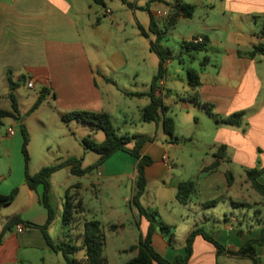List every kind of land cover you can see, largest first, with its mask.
Returning <instances> with one entry per match:
<instances>
[{"label": "crops", "instance_id": "1", "mask_svg": "<svg viewBox=\"0 0 264 264\" xmlns=\"http://www.w3.org/2000/svg\"><path fill=\"white\" fill-rule=\"evenodd\" d=\"M159 1L143 0L142 4L146 3L143 6L140 4L141 0H128L135 15V10L144 7L150 9L148 3H152L151 13L148 10L150 19L151 14L156 18L157 7L165 6L162 0L161 4ZM180 1L195 6L192 17L180 16L174 25V28H179L181 22L193 25L188 34L181 36L182 43L177 56L182 68H186L188 81L185 83L182 79L181 87H177L175 82L168 83L167 66L173 64V60L169 58L165 64L164 76L156 90V95L169 108L168 115L175 121V135L171 139L162 122L156 124L143 121L142 110L149 104V98L129 95L151 90L160 61L156 70H143L141 59L135 52L136 43H133L131 52L127 54L119 49L105 55L101 53L104 48L109 47L114 36L112 30L103 28L107 20L115 23L114 16L112 19L104 16L112 0H106L105 6L92 0H0V108L13 110L9 97L12 82L19 84L14 92L18 106L19 88L23 85L28 87L33 82L34 87L31 89L39 90L37 99L44 89L47 90L46 100L36 112L45 105L51 106L61 119L64 114L74 111L107 112L112 117L113 124L118 121L125 125L116 129L120 135L153 138L142 149V155L152 157L154 164L146 169L148 184L141 204L148 211H155L157 214L161 213V207H171L179 222L171 224L163 220V223L172 227H178L181 223L186 229L185 240L175 245L162 233L156 222L152 245L169 261L186 254V240L196 228L211 232L218 242L231 251H238L248 241L259 239L264 229L263 222L254 226V219L251 217V223H248L245 220L240 221L233 214L234 209L264 205V196L252 188L247 174L250 170L264 167V52L254 57L248 56L257 47L264 48V0H198L200 6L188 0ZM199 9L203 16L200 21L195 22ZM139 26L148 30L150 21H137L138 29ZM141 36L148 40L149 51L152 52L150 43L153 39L142 34ZM200 36L207 42V49L200 52L202 57H198V52L186 49L185 46V43ZM126 39L130 44L133 42L132 38H125V41ZM103 55L108 66L104 64ZM195 63H198L197 68L194 67ZM190 70H197L200 74L202 85L197 92L189 85ZM196 93L201 103L213 105L215 112L221 116L243 112L242 125L233 127L218 123L196 104ZM119 96L125 99L122 100L129 107L118 102ZM195 109L200 113L192 118L193 121L189 118L186 121H176L180 115L182 118L185 115L191 116ZM73 122H70L72 126L79 124ZM21 123L24 120L20 123L14 120L13 127L6 130L0 127V146L8 155L15 142L16 130L14 136H10L8 131L20 128ZM185 125H190L188 127L192 130L187 140L182 142L179 135H184ZM84 137L80 136V139ZM134 145L132 142L128 147L133 148ZM221 146L226 147V157L221 160L219 168L214 172L202 173L205 167L215 161L214 154ZM179 151L181 153L177 155ZM184 151H210L205 158L200 159L194 170H190L198 173V187L191 203L186 206L176 200L180 184L194 180L193 174H188L189 171L179 165L180 160L188 155ZM137 165L138 159L134 156L118 151L93 173L98 180L104 181L105 186L113 189H120L131 183V199L123 196L122 201L125 205L128 204L133 214L140 232L138 239L134 236L136 233L132 225L126 223V214H120L114 203L109 205L110 218L104 222L98 219L95 209L93 212L85 209L87 220H98L102 226L105 223L107 228L117 226L115 229L110 228V231L118 244L119 253H130L129 249L139 243L150 226L148 219L142 217L132 204L137 190ZM39 171L30 170L31 174ZM228 172L234 177L231 185L226 175ZM74 178L78 177L71 174L70 167H66L49 179L50 201L56 210V219L49 227L48 234L57 222L59 208L56 205L55 192L58 188L65 189L66 196L67 190L75 185L69 184ZM259 182L264 185V174L260 176ZM78 183L83 188V184ZM93 185L96 183L92 181L91 186ZM150 185H155L158 189L155 200L151 202L145 201ZM15 188L19 189L15 202L0 212V235L6 223L15 216L38 226L45 225L48 219L47 210L41 203L42 186L32 191L24 176L23 180L11 181L5 188H0V193L8 195ZM251 190H254V195ZM164 193L170 194L171 198L164 200ZM215 199L222 200L223 212L220 214L211 210L214 207L203 206ZM88 213L95 217H89ZM210 213L221 218L218 224ZM194 214L202 215L198 222H194ZM113 218L117 219L116 223ZM256 252L261 259L264 243L256 246ZM53 254L57 253L51 249L43 232L37 228H26L23 233H18L14 226L6 232L0 243V264H49L46 256L51 258ZM131 254L127 261L136 255L135 252ZM231 258L238 261L251 260L232 256L227 252L219 253L213 244L202 236H197L188 264H235ZM52 264H61V261L57 259Z\"/></svg>", "mask_w": 264, "mask_h": 264}, {"label": "trees", "instance_id": "2", "mask_svg": "<svg viewBox=\"0 0 264 264\" xmlns=\"http://www.w3.org/2000/svg\"><path fill=\"white\" fill-rule=\"evenodd\" d=\"M94 3L105 6L106 0H92ZM129 6L131 4L127 0H122ZM176 12L173 17L166 20L164 23V29L159 27L158 21L151 14L150 27L148 30L139 26L141 34L149 38L150 34L156 35V40L151 41V51L156 53L160 58L158 73L153 79L151 90L147 93H129L133 97H148L150 102L142 110V119L145 123H163L166 134L173 139L175 135V121L168 115L169 108L164 104L161 97L156 95V90L159 81L163 78L165 73V64L169 59L171 51L165 50L161 47L160 42L165 38V31L168 27L174 26L177 22V18L184 16L187 18L192 17L195 12V6L187 3H183L180 0L176 1ZM186 49L194 52H202L207 49V42L200 45H193L191 43H185ZM264 48L259 46L254 51L250 52L248 56L254 57L258 53H263ZM189 85L196 92L201 87L200 74L197 70H190L189 72ZM19 84L11 83L10 99L13 103V110L8 111L0 108V127L4 125V121L7 118H12L17 122H22L20 116L19 106L14 94ZM47 97V90H43L37 99L36 103L30 109L29 113L37 111L42 104L45 102ZM196 104L204 109L210 116H212L218 123L240 127L243 123L244 113L239 112L230 116H221L215 112L214 106L207 103H201L196 93L194 97ZM63 122L70 123L77 121L85 125H90L96 130H102L105 133V140L101 143L97 142L92 136L84 137L81 142L85 150L95 152L99 155V159L96 163L84 168L82 161L83 159L70 157L62 162L55 165L44 167L36 174H31L29 163L30 157L28 153L29 145V133L24 123L20 125V131L23 136L24 144L22 153L25 158V182L32 191H36L39 186L43 187V194L41 196V203L45 207L48 213V219L45 225L38 226L21 219L20 216H15L10 219L3 228L0 235V243L4 239L6 232L10 231L14 226L23 224L26 228H37L40 229L47 241V244L56 253H61L65 259L66 264H108L106 257L104 256V250L106 245V237L103 230L102 223L98 220H87L85 217V206L81 196L82 185L80 183L75 184L69 188L66 192L63 214H62V236L61 242L54 241L48 234V229L56 219V210L50 201V183L49 179L53 174L62 170L63 168L70 167L71 174L77 177H84L87 174H91L101 165H103L109 158H111L116 152L123 151L138 159L137 171V190L133 197L132 204L137 208L138 212L142 217H145L150 222L147 234L141 236L139 243L132 246L128 252L136 253V255L124 264H188L192 255L194 242L197 236H202L206 241L213 244L219 253L227 252L232 256L247 257L252 260L254 264H262L261 259L257 256L256 246L264 243V229L259 239H252L248 241L238 251H231L226 249L224 245L218 242L211 232L206 231L203 228L194 229L186 240V254L180 255L175 258L174 261H169L162 257L153 247V236L155 233L156 225V212L151 214L142 204L141 199L147 190V178L146 169L153 164V160L150 156L142 155L143 146L153 138H147L142 136H129L120 135L112 121V117L107 112H91V111H74L66 113L62 117ZM132 142L135 143L133 148H129L128 145ZM226 157V147H219L218 151L214 154L215 161L208 167L202 170V173L216 171L221 160ZM248 179L251 183L252 188L264 196V185L259 182L260 176L264 174L263 168H255L247 172ZM228 177L229 185L233 182V174L226 173ZM198 180H188L180 184L176 200L182 205H188L192 201V197L197 191ZM19 189L15 188L10 194L4 195L0 193V212L3 208L12 205L18 197ZM220 199H215L204 203L205 208H211L218 204ZM111 229L117 228L113 225ZM162 233L168 237L170 241H173L174 234L172 230L174 227L161 223L160 225Z\"/></svg>", "mask_w": 264, "mask_h": 264}, {"label": "rangeland", "instance_id": "3", "mask_svg": "<svg viewBox=\"0 0 264 264\" xmlns=\"http://www.w3.org/2000/svg\"><path fill=\"white\" fill-rule=\"evenodd\" d=\"M113 2H109V9L113 12V16L115 17V23L112 24L109 20L105 22V25L103 28L105 30H112L114 33L112 41L109 43V47L107 46L104 48L103 53L108 54L111 53L113 50H121L125 52L126 54L131 52L130 49L134 46L133 43H136V53L137 57H140L141 59V68L143 70H150V69H157L158 61H160V58L156 53H152L149 51V42L145 38H142L140 30L137 28V21L149 23L150 16L149 11L151 13V6L152 3H148V6H150V9H144L138 8L135 10L136 15L133 12V9H131L127 3H124L122 0H112ZM128 1V0H127ZM143 0H141L140 4H142ZM188 2H192L194 4H197L200 6V2L198 0H188ZM146 3H143V6ZM157 10H166L167 6H160L157 7ZM149 10V11H148ZM156 11V10H155ZM201 9L196 13L195 16V22L200 21V18L202 17ZM159 27L164 29V18L156 17ZM121 20V21H120ZM126 24V26H125ZM193 28L192 24L189 23H183L181 22L179 24V28H174V26L168 27V29L165 31V38L160 42V45L165 50H170L171 54L169 58L173 60L172 65H168V83H176L177 87H181L182 79L187 83L188 81V75L185 70L182 68L183 66L180 64L178 60V52H179V46L182 43L181 36L188 34V32ZM147 30V29H146ZM125 31V33H124ZM125 38H132L133 41L131 44L128 42L129 40L125 41ZM150 38L153 39V41L156 40V35L150 34ZM103 55V56H104ZM198 57H202V53H197ZM108 66L106 57L104 56L103 59ZM187 60V59H185ZM197 64L195 63L194 67L197 68ZM181 75V77H180ZM39 95L38 88L31 89L27 86H21L19 88V93L17 95L18 101H19V112L24 120L25 126L27 128V131L29 133L30 143L28 145V153L30 157V163L29 168L30 170H41L44 167L52 166L56 163L62 162L70 157L83 159L82 164L83 167L86 168L92 164H94L98 159L99 155L92 151H83L84 147L82 145L80 136L88 137L89 134L94 139L97 140V142L101 143L105 140V133L102 130H96L90 125H85L80 122H73V123H79L76 124L77 126H72L70 123H65L61 119L60 116L56 114V112L52 109L51 106L45 105L42 110L39 112L29 113L30 109L33 107V105L37 101V97ZM125 99L122 96L118 97V102H121L122 106L129 107L123 100ZM127 99V98H126ZM127 103H130L129 100H127ZM135 103V102H131ZM133 106V105H132ZM131 107V105H130ZM204 110V109H203ZM199 110L195 109L193 110L191 116H184L182 118V115L176 119V121L180 122L186 121V119L189 118L190 121H193L192 119L194 116L199 115ZM174 115V114H173ZM184 115V114H183ZM175 117V116H174ZM185 124V123H184ZM14 120L12 118H7L4 121V125L1 127L2 130H6L10 126L13 127ZM144 127H149L147 124H142ZM114 126L116 129L118 127H124L125 125L122 123H114ZM188 126L185 125L186 129L184 131V135H179L180 140L182 142L186 141L191 133V130ZM16 136H15V142L11 148V153L8 155L4 152L3 148L0 146V188L3 189L6 187L8 183L11 181L18 182L20 180H23L25 176V158L22 153V148L24 144L23 136L20 131V128L17 127L16 129ZM89 132V133H88ZM96 133V134H95ZM74 134V135H73ZM92 134V135H91ZM9 138V137H8ZM199 145V144H198ZM188 155L186 157H183L181 162H179L180 167L184 166L189 173L193 174L194 180H198V173L196 171H190L194 170L196 168V165H198V162L201 158H205L207 155L206 153L210 151H184ZM181 151L177 153L179 155ZM192 154V155H191ZM176 156V154H173V156ZM193 156V157H192ZM152 158V157H151ZM176 159V157H175ZM153 160V159H152ZM187 160V162L185 161ZM154 164V160H153ZM185 171V170H184ZM187 172V171H185ZM193 172V173H192ZM63 173V172H62ZM5 176V177H4ZM96 183V185L91 186V182ZM78 182H81L83 184V188L81 189V196L84 202L85 209L89 212H93L95 209V212L97 214V217L100 221H103L108 217V209L109 205L114 203L116 206L115 208L120 214L125 213L126 214V223L131 224L132 229H134L135 238L138 239L140 237V232L138 231V228L135 225L133 214L128 207V204H124L122 201L123 196H127L129 199H131L132 195V185L131 183H128L124 185L120 189H113L110 187H107L104 185L103 180H98L96 178L95 173L87 174L84 177H78L74 178V181L70 182L69 184H76ZM65 190V189H64ZM64 190L61 188H58L55 192V200L56 205L59 208L58 210V216H57V222L53 224L51 227L49 234L50 237L56 241L61 242L63 240L62 236V214H63V207H64V198L65 193ZM252 194L254 193V190H251ZM7 192V191H5ZM158 192V189L155 185H150L149 188V195H147L145 201H154L156 194ZM10 194V193H8ZM254 195V194H253ZM259 195V194H258ZM171 198L170 194L164 193L163 199L169 200ZM146 204V203H145ZM17 205V204H16ZM217 207L212 208V211H215L216 213L223 212V203L222 200L218 202L216 205ZM16 207V206H13ZM61 211V212H60ZM155 212V211H154ZM160 214L155 215V219L157 224L161 225L163 223V220L168 221L171 224H174L175 222H179L176 219V212L172 210L171 207H168L167 209H164L163 207L160 208ZM153 211H151V214ZM233 214L237 216V218L240 221H246L251 223V217L254 219V226L258 225L257 223H264V205H257L253 208H238L233 210ZM213 216L217 221L218 224L219 218L216 214L210 213V216ZM88 216L91 218H94L95 215H91L88 213ZM202 215H193L194 222H198L200 220ZM228 216L231 218V215L228 214ZM114 219V223L117 222V219ZM103 230L106 237V245L104 250V256L107 259L108 264H121L128 260L132 256L131 253H119L117 251L118 244L115 242L111 229L105 227V223L103 225ZM185 227L179 223L178 227H174L172 230V233L174 234L173 242L175 245H179L180 243L185 240V234H186ZM134 238V237H133ZM42 254V252L40 251ZM51 258L47 257V262L49 264H52L53 262L57 261L59 259L61 261V264H65V259L61 253L53 254ZM231 261H234L235 264H254L251 260H242L238 261L236 259L231 258ZM262 264H264V254H262L261 258Z\"/></svg>", "mask_w": 264, "mask_h": 264}, {"label": "built area", "instance_id": "4", "mask_svg": "<svg viewBox=\"0 0 264 264\" xmlns=\"http://www.w3.org/2000/svg\"><path fill=\"white\" fill-rule=\"evenodd\" d=\"M162 1H163V4L165 6H167V9L166 10H160L159 9V10L155 11V16L164 18L165 20H169V19H171L173 17V15L176 12V7H175L176 2H173V1H170V0H162ZM159 2H160V4L162 3L161 0ZM104 16L105 17H109L110 19H112L113 18V12L110 9H106L105 13H104ZM189 43H191L193 45H200V44L206 43V39L204 37L200 36V37L193 38ZM28 87L29 88H33L34 87V83L30 82L28 84ZM8 134L10 136H14L15 135L14 129H9ZM16 228H17V232L18 233H23L25 231V229H26V227L23 224L16 225Z\"/></svg>", "mask_w": 264, "mask_h": 264}]
</instances>
